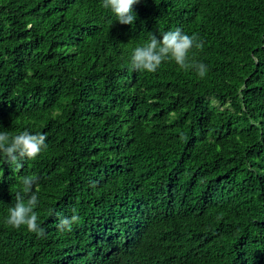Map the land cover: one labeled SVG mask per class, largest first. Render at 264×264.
I'll return each instance as SVG.
<instances>
[{"label": "trees", "instance_id": "1", "mask_svg": "<svg viewBox=\"0 0 264 264\" xmlns=\"http://www.w3.org/2000/svg\"><path fill=\"white\" fill-rule=\"evenodd\" d=\"M134 12L123 25L102 0H0V131L47 137L18 171L0 157V264H264V0ZM176 28L203 41L189 52L203 77L133 68ZM27 175L43 237L5 222Z\"/></svg>", "mask_w": 264, "mask_h": 264}, {"label": "clouds", "instance_id": "2", "mask_svg": "<svg viewBox=\"0 0 264 264\" xmlns=\"http://www.w3.org/2000/svg\"><path fill=\"white\" fill-rule=\"evenodd\" d=\"M140 0H102V7L109 9L120 24L133 25L136 21L134 6ZM162 40L156 35L150 34L148 41L142 46L136 47L131 55V63L137 71L156 72L160 65L167 60H174L182 69L194 68L198 75L203 77L207 72V66L202 62L192 59L189 62V52L193 49L203 50V41L193 34H185L182 29L176 28L160 34ZM195 54H193L194 56ZM46 135L42 133L32 134L25 130L17 135L10 136L6 131H0V157L18 171L23 167L24 159H35L42 150L47 148ZM38 177L35 175L20 176L17 183L21 191L28 197L22 196L18 191L15 195V203L9 207V215L6 224L19 229L25 226L29 232L38 237L45 235V230L38 224L36 209L39 201ZM95 187V183L92 185ZM59 218L57 227L59 231H71L72 226L79 222L80 217L75 214Z\"/></svg>", "mask_w": 264, "mask_h": 264}]
</instances>
